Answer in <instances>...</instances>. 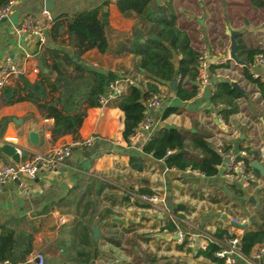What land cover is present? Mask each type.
<instances>
[{"label":"crops","instance_id":"obj_1","mask_svg":"<svg viewBox=\"0 0 264 264\" xmlns=\"http://www.w3.org/2000/svg\"><path fill=\"white\" fill-rule=\"evenodd\" d=\"M117 1L54 0L47 19L43 14L44 0H14L7 17L0 20V67L9 57L24 70L20 76L33 82L39 78L37 56L49 72L44 63H52L51 51L74 54L66 34L52 36L55 23L66 29L74 15L103 6L108 12V48L104 53L95 48L87 50L82 55L84 64L109 72L114 77L112 82L129 78L146 91L148 78L139 66L140 57L127 49L135 31L143 36L141 40L149 34L133 14L120 12ZM236 1L172 0L177 26L187 32L191 46L207 56L208 83L186 101L176 98L169 83L158 84L162 105L150 110L148 116L154 125L153 133L176 128L188 136L202 135L215 149L226 146L233 154L249 149L256 153L254 160L264 167V92L247 77L245 66L230 60L215 63L229 52L226 18L234 29L243 23L244 28L236 34L248 47L264 48V20L255 23L264 8H252L246 0ZM215 6L219 19L211 16ZM230 10L245 13H234L232 17ZM28 14L36 17L44 29L42 45L35 36L16 31L17 24ZM19 77L7 86L22 85ZM221 80L234 81L244 91L236 100L237 110L226 119L211 101ZM195 83L198 86L197 80ZM120 88L124 94L130 86L120 81ZM1 89L0 167L17 163L2 151L5 144L15 147L19 162L76 138L72 134L52 138L51 118L29 101L3 104ZM121 95L109 98L104 105L87 108L76 136L96 135L92 146L74 149L55 169L40 170L33 179L20 177L0 186V226L33 235L32 252L22 264H38L37 254L43 257V264H79L73 259L77 237L71 235L76 226L82 232L90 231L89 264H223L207 257L203 253L207 248L201 249L199 240L178 243L174 233L178 229L186 235L227 230L242 235L245 230L264 229V175L257 171L256 182L239 188L225 176L224 162L218 166L217 174L209 177L197 170L167 166L164 159L142 152L149 131L138 126L130 144L124 140V113L117 106ZM170 107L176 111L164 118ZM130 156L142 159L141 169L130 166ZM20 183L26 187L25 194ZM141 193L161 195L163 211L154 212L142 203L138 198ZM230 218L245 219L242 230L233 229ZM235 264L248 263L238 259ZM254 264H264V254Z\"/></svg>","mask_w":264,"mask_h":264},{"label":"trees","instance_id":"obj_2","mask_svg":"<svg viewBox=\"0 0 264 264\" xmlns=\"http://www.w3.org/2000/svg\"><path fill=\"white\" fill-rule=\"evenodd\" d=\"M9 0H0V7ZM252 8H264V0H246ZM172 0H164L157 4L156 0H118L117 7L125 15L133 14L138 21L146 26L149 35H156L160 40L143 39L141 34L134 32V39L127 51L140 57L139 66L143 69L147 90L143 91L136 85H131L127 93L121 95L117 106L124 113V128L122 136L130 144L133 136L145 117L146 102L153 95H160L158 84L176 82L174 93L177 99L186 101L196 96L198 86L199 60L201 53L191 46L185 30L176 24V13L171 8ZM108 27V12L103 6L82 11L66 24V29L59 22L52 27L55 38L63 33L67 35L68 45L74 49L73 56L60 51H51L52 63H44L49 69L45 73L39 71V78L33 82L20 76L22 85L4 86L1 89L3 104L18 101H29L42 113L53 120L50 127L52 138L76 134L86 115L87 108L97 107L98 99L107 92V76L104 72L87 67L82 59L84 52L97 49L104 53L108 48L105 30ZM237 42L236 55L247 64L253 62L254 56L264 57V48H250L235 35ZM247 77L255 82L262 93L264 82L253 78L246 69ZM110 82L114 77L110 75ZM242 96L227 80L217 83L211 95L214 106H219L223 118L237 110L236 100ZM176 111L174 107L165 110L163 117ZM229 147L221 148L227 152ZM171 151V155L168 153ZM142 152L151 154L156 159H164L167 166L184 170H197L205 176H213L218 172V166L223 162V155L212 147L202 135H189L176 128H162L153 133L142 147ZM247 156L242 157L247 169L256 175L259 173L250 167L256 153L246 149ZM132 168L141 169L142 159L130 156ZM264 225V224H263ZM263 228V227H262ZM245 230L240 237V249L244 256L251 257L264 245V229ZM77 237L74 261L79 264H89L92 257L90 231L74 228L71 231ZM217 239L231 237L227 230L214 233ZM32 233L15 230L6 225L0 226V262L7 264H22L32 252ZM219 246L210 243L203 252L207 257L217 260L214 252ZM220 260V259H219ZM222 262V260H220Z\"/></svg>","mask_w":264,"mask_h":264},{"label":"built area","instance_id":"obj_3","mask_svg":"<svg viewBox=\"0 0 264 264\" xmlns=\"http://www.w3.org/2000/svg\"><path fill=\"white\" fill-rule=\"evenodd\" d=\"M14 0H9L8 3L0 7V20L7 17L10 7ZM43 14L49 19V14L47 10L43 11ZM16 31L19 33H28L37 38L39 45L44 43V29L33 15H26L21 19V21L16 26ZM226 60L235 62L228 52V56L217 58L215 63L222 64ZM239 64V63H237ZM245 66L248 73L255 79H260L264 82V74L261 75L259 71L264 72V57L261 54L254 56L253 62L251 64L242 63ZM198 90L202 89L208 83V73H209V63L207 62V56L205 53H201L198 68ZM24 73L22 67L17 63L12 61L9 57H6L0 67V89L10 83L13 79L19 77ZM180 78L177 77L176 82ZM120 81L126 82L129 86L133 85V81L129 78L121 79ZM120 81L110 82L108 86V91L101 95L98 99L99 105H104L109 98H116L122 94L120 88ZM213 93V92H212ZM162 105V99L160 95H153L146 102V111L143 121L139 126L147 131L149 135L153 134L152 129L154 128L153 122L148 116L150 110H154ZM136 133V132H135ZM98 137L96 135H88L81 138H73L70 142L64 143L62 145L53 146L49 150L42 153H34L27 159L19 161L17 163H8L0 167V186L10 182L17 181L20 177H25L27 179H33L40 170L51 171L61 164L66 158L70 156L72 151L77 148H86L92 146ZM134 138V135L130 137V142ZM222 153L223 158H227V170L225 176L234 182L241 183V185H249L257 181L256 174L247 169L245 162L242 157L247 156L246 151H240L238 154H233L230 150L227 152H222L221 148L217 149ZM171 154V151H168ZM253 169V168H252ZM198 172V171H197ZM200 173V172H198ZM22 193H26V187L24 184L20 183ZM139 200L147 205L152 211L160 212L163 211L161 203H163V198L158 193H141L138 196ZM233 229L242 230L239 226L244 225L245 219H229ZM238 225V226H235ZM231 236L225 239H217L214 234L197 231L194 234L186 235L185 232L181 230H176L175 241L182 243L185 239L189 241L199 240L200 248L206 249L210 243H215L219 246L218 250L214 252V256L222 260L223 264H235L238 259L244 260L248 264H254L258 262L262 255L264 254V245L260 246L257 252H255L251 257H246L242 254L240 249V237L241 235L234 234L228 231ZM38 264H43V257L40 254L36 255ZM0 264H6V262Z\"/></svg>","mask_w":264,"mask_h":264},{"label":"water","instance_id":"obj_4","mask_svg":"<svg viewBox=\"0 0 264 264\" xmlns=\"http://www.w3.org/2000/svg\"><path fill=\"white\" fill-rule=\"evenodd\" d=\"M159 0H156V2H158ZM44 7H45V10L47 11H51L54 7V0H44ZM235 35H236V32H231L230 33V48H229V56L236 62V63H239V64H242L244 63V61L240 60L237 55H236V47H237V42H236V39H235ZM147 39H153V40H160L158 36L156 35H148L146 36ZM36 63H37V67L40 71H43L45 73H47V69L44 67L41 59L39 56L36 57ZM107 76V80H106V86L108 87L109 84H110V73L107 72L106 74ZM231 86L234 87L235 89H237L240 93H244V91L237 85L236 82L234 81H231L230 82ZM169 86L172 88V89H175V86H176V80H172L169 82ZM168 127V126H167ZM169 128V127H168ZM2 151L11 157V159L15 162H18V154H17V150L15 149V147L11 146V145H8V144H5L3 147H2ZM171 155V154H170ZM223 162L226 164L228 162V159L227 158H224L223 159ZM250 167L253 168L254 170L258 171L260 174L264 175V167L262 164H260L257 160H253L251 161L250 163ZM234 184H236L239 188L242 187L241 183H238V182H234ZM233 225V223H232ZM235 226H238V225H235ZM239 228H243V225L239 226ZM94 233H96V229L93 230Z\"/></svg>","mask_w":264,"mask_h":264},{"label":"rangeland","instance_id":"obj_5","mask_svg":"<svg viewBox=\"0 0 264 264\" xmlns=\"http://www.w3.org/2000/svg\"><path fill=\"white\" fill-rule=\"evenodd\" d=\"M229 2H232V1H229ZM236 2H239V0L238 1H236ZM218 8H217V6H215V11H213L212 12V14H211V16L212 17H214V19H219V17H217V13H219L220 14V12H219V10H217ZM243 10V9H242ZM242 10H240L241 12L239 13V12H237L236 10H232V13H231V10H230V15L233 17V16H235V14L234 13H238V14H241V15H244V11H242ZM225 11H227V9L225 10ZM229 14H227V16L229 17L230 15ZM233 14V15H232ZM248 16V15H247ZM252 16V13H251V15L250 16H248V17H251ZM264 20V9H262V11L261 12H258V16H257V18H256V20H255V23H258V22H260V21H263ZM225 21V23L224 24H226V28L228 29V32H229V34L231 33V32H238V31H241L243 28H244V26H242V24L241 23H239L240 25H239V27H241V28H239V29H234L231 25H230V20L229 19H225L224 20ZM237 24V23H236ZM220 31H222L221 29H220ZM221 35V34H220ZM220 38L221 37H217V44L218 45H220ZM229 48H230V46H229Z\"/></svg>","mask_w":264,"mask_h":264}]
</instances>
